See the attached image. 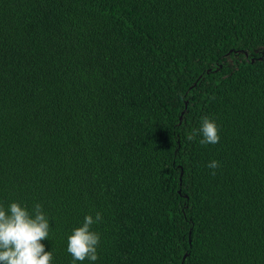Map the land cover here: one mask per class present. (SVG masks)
I'll use <instances>...</instances> for the list:
<instances>
[{
    "label": "trees",
    "instance_id": "trees-1",
    "mask_svg": "<svg viewBox=\"0 0 264 264\" xmlns=\"http://www.w3.org/2000/svg\"><path fill=\"white\" fill-rule=\"evenodd\" d=\"M203 116L218 143L187 139ZM12 201L51 264L96 212L95 264H264V0H0Z\"/></svg>",
    "mask_w": 264,
    "mask_h": 264
},
{
    "label": "clouds",
    "instance_id": "clouds-1",
    "mask_svg": "<svg viewBox=\"0 0 264 264\" xmlns=\"http://www.w3.org/2000/svg\"><path fill=\"white\" fill-rule=\"evenodd\" d=\"M192 133L187 139L191 141L198 136L202 145L216 144L220 139L215 119L208 116L201 118L199 127ZM206 166L215 170L218 161L210 160ZM49 220L41 203H35L31 209L17 201L7 206L0 203V264H51L52 249L45 251L42 243L49 236ZM101 221L100 212L94 216L86 214L82 223L67 236L66 251L71 255V264L85 259L95 264L98 260L100 234L92 226Z\"/></svg>",
    "mask_w": 264,
    "mask_h": 264
},
{
    "label": "water",
    "instance_id": "water-1",
    "mask_svg": "<svg viewBox=\"0 0 264 264\" xmlns=\"http://www.w3.org/2000/svg\"><path fill=\"white\" fill-rule=\"evenodd\" d=\"M245 54H246V52H245ZM259 59H262V56H260L259 57ZM186 106H187V102H185V108H186ZM182 114H183V112L181 113V116H180V120H181V118H182ZM180 192V191H179ZM186 253L184 254V256H183V259L186 257Z\"/></svg>",
    "mask_w": 264,
    "mask_h": 264
}]
</instances>
